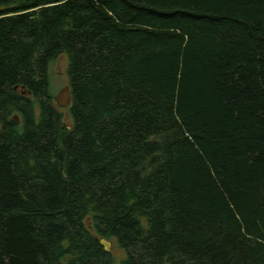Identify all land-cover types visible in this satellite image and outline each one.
Instances as JSON below:
<instances>
[{"label":"trees","instance_id":"obj_1","mask_svg":"<svg viewBox=\"0 0 264 264\" xmlns=\"http://www.w3.org/2000/svg\"><path fill=\"white\" fill-rule=\"evenodd\" d=\"M101 239L264 264V0H0V264H113Z\"/></svg>","mask_w":264,"mask_h":264},{"label":"rangeland","instance_id":"obj_2","mask_svg":"<svg viewBox=\"0 0 264 264\" xmlns=\"http://www.w3.org/2000/svg\"><path fill=\"white\" fill-rule=\"evenodd\" d=\"M66 69H67V57L66 55H60L56 60L51 62L48 67L49 71V83H50V90L52 94L57 96L62 88L67 85V76H66ZM64 113V121L71 125V118L67 115L65 110H62ZM87 225L90 228V224L87 221ZM109 242V251L111 252L113 258V264H120L121 261L125 258V252L120 249L114 239H111Z\"/></svg>","mask_w":264,"mask_h":264},{"label":"water","instance_id":"obj_3","mask_svg":"<svg viewBox=\"0 0 264 264\" xmlns=\"http://www.w3.org/2000/svg\"><path fill=\"white\" fill-rule=\"evenodd\" d=\"M56 101V105L60 108L67 107L70 104V93L69 88L67 85H65L61 92L54 97ZM100 242L105 247V249L109 250V242L105 241L104 239H101Z\"/></svg>","mask_w":264,"mask_h":264}]
</instances>
